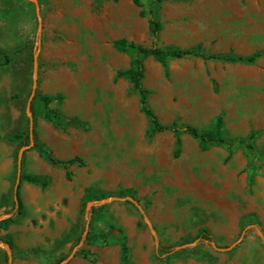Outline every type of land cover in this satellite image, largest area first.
Wrapping results in <instances>:
<instances>
[{
  "label": "rangeland",
  "instance_id": "obj_1",
  "mask_svg": "<svg viewBox=\"0 0 264 264\" xmlns=\"http://www.w3.org/2000/svg\"><path fill=\"white\" fill-rule=\"evenodd\" d=\"M37 1L42 20L38 45L34 3L0 0V214L12 210L17 153L29 143L11 136L29 129L26 107L38 49L37 86L29 105L34 143H43L55 157L72 146L84 161L95 195L129 190L159 242L173 246L170 255L160 254L138 209L113 201L91 210L87 233L65 264H120L111 225L123 229L131 264H264V243L252 228L230 251H217L201 240L176 249L195 240L202 227L221 247L251 223L264 234V0H162L156 39L148 14L140 15L151 0H140V6L132 0ZM118 38L144 46L155 42L162 48H199L206 55L260 53L251 63L193 55L170 59L168 77L152 56L143 61L148 104L163 124L207 128L221 115L224 139H241L252 148L236 143L230 153L225 145L201 150L196 139L182 133L181 153L174 157L173 133L149 136L136 91L115 76L129 64L128 56L111 45ZM40 95L55 97L50 107L83 125L54 126L42 117ZM38 159L46 161L34 145L26 149L22 173L38 168ZM70 167L69 182L78 175ZM26 182L22 179L19 188L23 213L0 226V240L12 242V264H58L81 240L84 198L75 220L59 222L61 212L48 202L56 190L39 186L43 196L38 210L29 203L32 193L25 198ZM0 264H7L2 248Z\"/></svg>",
  "mask_w": 264,
  "mask_h": 264
},
{
  "label": "trees",
  "instance_id": "obj_2",
  "mask_svg": "<svg viewBox=\"0 0 264 264\" xmlns=\"http://www.w3.org/2000/svg\"><path fill=\"white\" fill-rule=\"evenodd\" d=\"M162 0H151L150 6L148 11L144 9L140 10V15L144 16L148 14V28L149 31L154 39L157 38L160 30H161V23L158 19V5ZM135 5L140 6V0H132ZM112 47H114L117 51L126 54L129 58L128 67L125 69H119L116 71V78H124L128 80L133 90L136 91L138 95V104L139 110L144 114L148 121V127L146 133L149 136H152L155 133H160L164 131H170L173 133L175 140H174V149H173V156L178 157L181 153L182 149V138L181 134L186 133L196 139L198 141V146L201 150H207L212 145H225L230 153L231 149L236 143L245 144L247 148L251 149L252 145L246 143L244 140H237L228 141L224 139L222 135L223 129V118L221 115H217L211 126L207 128H198L191 124L186 125H178L176 122H172L169 124H163L154 113L152 108L148 104V96L149 90L143 85V78H144V58L147 56H152L153 59L158 62L164 70V74L166 77L169 75L168 70V60L170 59H178L185 56H200L201 58L208 59V58H224L226 60L232 61H245V62H253L255 59L260 55V53H254L248 56H231V55H217V54H210L206 55L202 53L199 48H162L156 45L155 42L151 46H144L141 44H137L133 41H129L126 38H118L111 42ZM55 97L49 95H40L39 99L42 102V117L48 121H51L54 126L65 128L70 125H83L81 121H79L76 117H66L64 116L58 108L50 107V103L54 100ZM250 135L249 138H251ZM12 140L21 139L23 143L29 139V129L26 130L25 133H14L11 136ZM34 147L37 149L38 154L41 158L46 160L52 165L62 166L65 170V177L69 180L71 178V172L69 170V166L72 164H77L79 166L84 165L83 159L75 155L68 159H59L55 157L52 152L43 144V143H34ZM23 163V157H22ZM24 179L28 183L35 184L40 186L41 188H45L48 185L49 179L45 176L34 175V174H23L21 172V180ZM20 183L17 189V207H15V202H12V210L7 211L6 213H12V215L2 221H0V226L6 227L12 222H14L15 217L22 215L23 213V203L19 193ZM131 195L129 190L120 191L118 196H125ZM132 196V195H131ZM103 197L102 195H95L92 190L87 187L85 189V195L83 200V208L86 202L94 199H98ZM128 202V201H127ZM131 203V202H128ZM96 209L93 207L92 212ZM82 212V209H81ZM110 228L115 230L117 236L115 241L118 243L120 248L119 258L120 264H131L129 258V247L127 243V237L121 227L111 225ZM196 237L199 238L201 241L212 242L214 241L213 236L208 231L207 228L202 227L198 230ZM12 248V242L10 240H5ZM158 251L160 254H167L173 250V246L171 245H163L159 242ZM59 259L58 261H61Z\"/></svg>",
  "mask_w": 264,
  "mask_h": 264
},
{
  "label": "water",
  "instance_id": "obj_3",
  "mask_svg": "<svg viewBox=\"0 0 264 264\" xmlns=\"http://www.w3.org/2000/svg\"><path fill=\"white\" fill-rule=\"evenodd\" d=\"M31 1L32 3H34L35 5V11H36V15H37V38H36V45H38L39 43V37L41 34V26H42V20L39 14V4L37 0H28ZM37 51L38 49H36V53L33 56V73H32V87H31V92L27 101V107H26V113L27 116L29 118V143L27 145H23L20 147L18 153H17V158H16V179H15V183H14V187H13V200L15 202V207H17V189L20 183V178H21V172H22V157H23V153L25 152L26 149L32 147L34 145V140H33V117L29 111V105H30V101L33 97V95L35 94L36 91V86H37ZM113 201H128L131 202L140 212V214L142 215L143 221L144 223L147 225L154 241H155V246L157 247L159 244V239L156 233V230L151 222V220L149 219L147 213L145 212L144 208L142 207V205L132 196L130 195H126V196H118V195H111V196H107V197H103L100 199H96V200H90L88 202H86L85 204V212H84V218L86 220V225H85V229L84 232L82 234L81 240L75 245V247L73 248V250L71 251V253L62 261H60L58 264H65L67 263V261L73 257V255L75 254V251L77 250V248L81 245L87 230H88V226H89V220H90V214H91V210L93 207H97V206H101L104 204H108L110 202ZM12 215V213H2L0 214V221L10 217ZM255 229L256 233L258 234V236L260 237V239L262 240V242L264 243V234L263 232L255 225V224H248L246 225L240 235L238 236V238L236 240H234L231 244L225 246V247H221L219 245H217L214 241L209 242V244L217 251H221V252H226V251H230L231 249H233L236 245H238L246 231L248 229ZM200 241L199 238H196L195 240H193L192 242L189 243H184L182 245H179L176 247V249H180V248H185L188 246H194L196 245L198 242ZM206 243H208L207 241H205ZM0 248H2L7 256V264H12V248L9 245V243H7L4 240H0Z\"/></svg>",
  "mask_w": 264,
  "mask_h": 264
},
{
  "label": "crops",
  "instance_id": "obj_4",
  "mask_svg": "<svg viewBox=\"0 0 264 264\" xmlns=\"http://www.w3.org/2000/svg\"><path fill=\"white\" fill-rule=\"evenodd\" d=\"M46 142L47 144L51 145V147L54 146V148L52 147L53 149H56L55 143L50 142V140H47ZM66 150L67 153H65V155H60L58 152H55V154L61 159H68L75 156L76 151L73 150L72 146L67 147ZM37 163L38 164L36 165H38V168L35 166H30V168L32 169L30 174L51 178V181L47 188H49L50 191L55 189L56 193H54V195L48 200V202H54L56 210H59L61 212V217L58 219L59 222L61 221L66 223L68 221L70 222L75 220L77 214L79 213L81 199L84 198L85 189L89 184V177L87 176L85 169L77 164L70 165L71 167H69L73 169V173L78 172V175L73 176L74 179L69 182V180L65 177V171L63 172L43 160L38 159ZM25 192L27 193V197L25 198L28 199H30V194L32 193L33 201L29 203L34 208L40 210L42 208L41 203L43 196L41 188L35 184L31 185V183L26 182ZM46 193H48V191ZM65 197L68 198L66 204L62 205L58 203L57 206L56 201L60 202V200ZM49 203H46L45 205L48 206L47 204ZM53 212L54 211L51 212L50 216L55 218Z\"/></svg>",
  "mask_w": 264,
  "mask_h": 264
}]
</instances>
